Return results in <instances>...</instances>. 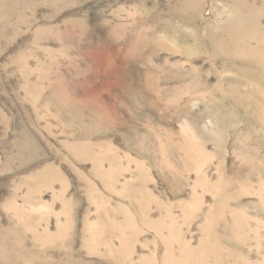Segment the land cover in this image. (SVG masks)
<instances>
[{
  "label": "rangeland",
  "instance_id": "obj_1",
  "mask_svg": "<svg viewBox=\"0 0 264 264\" xmlns=\"http://www.w3.org/2000/svg\"><path fill=\"white\" fill-rule=\"evenodd\" d=\"M0 264H264V0H0Z\"/></svg>",
  "mask_w": 264,
  "mask_h": 264
}]
</instances>
